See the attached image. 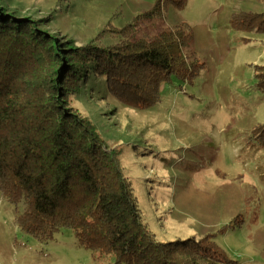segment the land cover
I'll use <instances>...</instances> for the list:
<instances>
[{
  "label": "rangeland",
  "instance_id": "rangeland-1",
  "mask_svg": "<svg viewBox=\"0 0 264 264\" xmlns=\"http://www.w3.org/2000/svg\"><path fill=\"white\" fill-rule=\"evenodd\" d=\"M0 9L77 47L108 49L133 22L144 39L182 25L191 34L187 62L203 63L191 82L174 79L158 97L156 76L138 68L125 88L112 82L103 94L84 84L70 104L118 152L157 240L203 246L214 235L226 257L264 264V91L254 76L264 65V14H256L264 0H0ZM21 207L0 193V264L110 263L80 247L69 228L43 242L23 233Z\"/></svg>",
  "mask_w": 264,
  "mask_h": 264
},
{
  "label": "trees",
  "instance_id": "trees-1",
  "mask_svg": "<svg viewBox=\"0 0 264 264\" xmlns=\"http://www.w3.org/2000/svg\"><path fill=\"white\" fill-rule=\"evenodd\" d=\"M186 1L166 0L177 7ZM234 18L233 25L243 29ZM258 31L264 33V26ZM118 33L120 41L108 49L77 47L52 36L38 20L0 9V193L15 209L22 206L16 225L41 242L69 228L80 247L94 258L109 257L108 264H239L218 250L214 235L203 246H193L190 238L157 240L118 152L70 104L84 84L103 94L112 82L125 88L138 68L156 76L158 97L174 79L198 76L203 63L187 62L183 48L191 34L182 25L146 39L137 37L135 22ZM254 74L264 91V65ZM91 78L99 79L89 83Z\"/></svg>",
  "mask_w": 264,
  "mask_h": 264
}]
</instances>
